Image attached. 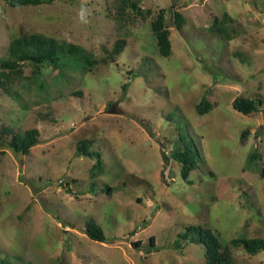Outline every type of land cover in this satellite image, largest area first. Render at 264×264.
Wrapping results in <instances>:
<instances>
[{"label": "rangeland", "instance_id": "374dc122", "mask_svg": "<svg viewBox=\"0 0 264 264\" xmlns=\"http://www.w3.org/2000/svg\"><path fill=\"white\" fill-rule=\"evenodd\" d=\"M135 1L121 16L120 0H0V57L11 35L37 32L94 61L25 63L0 87V257L12 264H206L203 244L179 235L189 225L222 245L264 238V0ZM161 8L168 56L150 28ZM237 96L258 110L237 111ZM33 127L38 142L16 153L6 129ZM84 140L93 155L78 150ZM184 145L195 155L187 178L171 156ZM91 219L104 241L86 234ZM230 248V264H264V251Z\"/></svg>", "mask_w": 264, "mask_h": 264}, {"label": "trees", "instance_id": "16d2710c", "mask_svg": "<svg viewBox=\"0 0 264 264\" xmlns=\"http://www.w3.org/2000/svg\"><path fill=\"white\" fill-rule=\"evenodd\" d=\"M8 6L20 7L27 5H40L52 3L56 0H2ZM261 1V0H253ZM130 4L132 10L138 9L137 1L120 0L117 6L118 12L123 14L124 7ZM139 10V9H138ZM166 10L161 8L150 21V28L157 39L158 53L162 56H168L171 53L170 31L165 23ZM226 16V14H224ZM120 19V18H119ZM174 22L176 28H180L184 23V17L179 11H174ZM217 32L226 33L224 26H219ZM124 46V40L119 39L114 46V53L119 54ZM84 49L76 43L65 40H58L55 37L43 35L41 33L32 32L24 35H11L6 45V56L0 57V87L4 88L10 82L15 74L21 72V68L25 63H31L38 69L43 65L57 68L58 65H63L68 57H81L89 65L94 64V61L87 57ZM36 77H39L40 71L34 70ZM264 93V87H263ZM81 93L78 92L77 95ZM260 100L250 97L237 96L232 101V106L239 112L249 114L258 110ZM210 107L209 102L203 97L197 105L199 113H204ZM11 133L9 141L10 147L19 154H26L32 146L38 142V130L36 128H29L23 131L12 132L11 129H6ZM245 131L242 133L244 136ZM243 138V137H242ZM79 151L86 155H93L87 150L86 141H82L77 145ZM172 158L176 160L181 167V176L188 177V173L193 169L194 152L188 145L183 148H176L172 151ZM256 158V153H252L248 157V161ZM86 234L93 240L104 241L105 235L101 226L93 219L89 220L85 227ZM181 237L191 242H198L203 244L205 248L206 264H230L232 262L231 246L241 247L246 253L254 255L260 251H264L263 237H235L222 245L219 241L216 232L208 227L202 225H189L183 233H179ZM0 264H12L6 257H0Z\"/></svg>", "mask_w": 264, "mask_h": 264}, {"label": "clouds", "instance_id": "9594fccd", "mask_svg": "<svg viewBox=\"0 0 264 264\" xmlns=\"http://www.w3.org/2000/svg\"><path fill=\"white\" fill-rule=\"evenodd\" d=\"M90 15V10L87 8H81L79 13V19L82 23H88V16Z\"/></svg>", "mask_w": 264, "mask_h": 264}, {"label": "water", "instance_id": "95a60500", "mask_svg": "<svg viewBox=\"0 0 264 264\" xmlns=\"http://www.w3.org/2000/svg\"><path fill=\"white\" fill-rule=\"evenodd\" d=\"M110 111H111V112H113L114 110H113V109H111Z\"/></svg>", "mask_w": 264, "mask_h": 264}]
</instances>
